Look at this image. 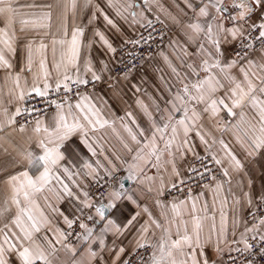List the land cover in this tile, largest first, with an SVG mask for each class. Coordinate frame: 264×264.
Wrapping results in <instances>:
<instances>
[{"label": "snow or ice", "instance_id": "6c2138e0", "mask_svg": "<svg viewBox=\"0 0 264 264\" xmlns=\"http://www.w3.org/2000/svg\"><path fill=\"white\" fill-rule=\"evenodd\" d=\"M85 4L95 7L88 19L89 25L102 16L110 28L119 31L117 23L109 17L105 8L99 4L93 5V0H85ZM184 4L193 13L185 25L186 44L181 45L180 51L176 53V58L185 71L181 72L168 56L161 53L180 87L173 91L172 86H166L169 96L165 99L161 95L163 107L153 100L156 116L149 111L147 105L138 101L147 117V128L141 127L131 112L126 113L130 124H124V128L137 147L133 149L124 143L128 152L133 154L130 162L121 161L122 165H126L127 171V176L121 177L117 175V164L104 152L103 145L93 139L95 133L106 126L111 127L113 122L104 118L92 98L80 90L81 85L90 83L89 74L91 82L102 79L94 70L87 49L97 39L109 52L115 53L116 48L103 31L93 28L92 40L84 46L82 54L80 38L85 31L83 27L74 25L78 13L82 11L79 0H50L42 5H32L41 9L38 19L42 22L21 19L19 31L24 33L22 37L16 35L15 18L18 11L14 7V0H0V23L3 24L0 27V70L4 73L0 80V94H3L10 82L12 87L7 93L9 103L12 98L17 102L11 113L8 108H3V115L7 118V126L21 133L27 130L29 124L33 125L32 130L37 134L35 145L39 150L37 154L23 144H14L10 133L7 138L0 135V154L10 157V162L0 165V185L7 193L3 207H0V219L13 206L16 209L10 223L0 227V264H53L52 258L59 248L73 256L83 248V254L87 255L90 264H109V257L111 264H132V261L121 258L129 247L124 244L123 238L133 229H136V238L129 244L134 246L139 256V264H217L212 256H218L222 249L219 241L215 245L211 243L210 235L202 237L203 221L209 217L206 214L197 215L198 198L189 195L190 210L187 209L188 200L172 202L170 216L161 212L165 217L164 224L155 219L145 206L142 211L148 215L149 220L139 224L137 228L141 212L125 214L124 211L126 201L139 207L134 194L125 190L124 181L139 180L141 177L152 180V177L145 175V169L149 165L159 168L165 155L174 157V145L183 158L186 152L192 151L189 142L191 131L196 130V135L208 146L210 152L211 146L199 131V127H202L199 121L204 114H208L211 119L218 117L223 111L233 120L239 117L235 122L225 121L221 131L235 130L236 141L246 158L264 154V0H184ZM106 6L115 8L116 15L127 20L124 13L133 5L125 7L115 0H107ZM131 15L132 23H139L135 18L136 14ZM141 19L146 20L147 27H152L150 19L143 16ZM70 21L73 22V27L71 39L68 40ZM226 23L230 26H226ZM152 39L149 32L147 37L141 35L137 39L128 38L124 43L135 47L143 42L150 49L149 42ZM46 40L50 43H46ZM172 43L174 42L170 41V45ZM190 46H194L191 52L188 50ZM49 48L55 74L48 67ZM18 50L25 53L23 66H14L12 62V58L17 57ZM257 52L259 62L252 58V54ZM147 56L151 57L150 51ZM101 63V70H107L108 64ZM17 67L19 70L15 71L14 68ZM234 69L238 74L233 72ZM22 79L24 87L21 86ZM52 93L57 96L51 98ZM61 93L63 98H60ZM35 97L41 98L48 107H55L50 123H46L44 119L47 108L37 105L21 106ZM71 97L76 98L75 104L71 102ZM21 116L24 117V122L17 125L16 118ZM4 127V123H0V132L4 131ZM40 133L44 134L42 138ZM73 136H78L80 143L91 154L88 159L72 153L74 162L62 151L65 143ZM178 140L181 141L179 144ZM216 142L214 139L213 144ZM219 144L234 170L242 171L244 164L233 153L229 144L223 139L219 140ZM210 154L212 162L222 164L215 153ZM101 156L106 163L101 161ZM92 157L96 159L92 160ZM116 159L120 160V157L117 156ZM167 163L172 165L174 175L179 177L174 159ZM201 164L205 171L211 172L203 160ZM190 170L194 173L197 171L191 166ZM223 175L229 176L227 169H224ZM215 179L213 176V180ZM228 182L231 183L230 180ZM180 183L183 184V180ZM161 185L163 186L162 178ZM172 187L176 185L172 184ZM222 190L223 185L216 183L213 191L219 195ZM148 191L151 192L152 189L149 188ZM51 195H55L58 201L68 198L73 203L72 218L59 212L51 203ZM41 198L51 211L62 217L66 230H45L51 220L40 206ZM260 200L264 204V195L260 196ZM248 203L252 205L251 198ZM156 204L158 207H166L159 200ZM203 210L207 212V205ZM252 215L254 220L258 219V223L252 227L245 223L244 232L240 234L245 251L253 247L248 243L247 234L264 228V216L257 218L255 213ZM212 220L215 230V217ZM150 225H154L162 233L155 243L148 240ZM173 227L175 233L172 231ZM226 232V217L221 213L220 237L223 238ZM109 235L112 237L110 242L107 240ZM232 235H236L234 230ZM260 239L264 241V235ZM206 248L210 251H206ZM140 250H143L142 254ZM260 251L264 253V245ZM72 264L82 262L73 260Z\"/></svg>", "mask_w": 264, "mask_h": 264}, {"label": "crops", "instance_id": "0c3cea01", "mask_svg": "<svg viewBox=\"0 0 264 264\" xmlns=\"http://www.w3.org/2000/svg\"><path fill=\"white\" fill-rule=\"evenodd\" d=\"M47 2H50V0H14V7L18 11V15L15 18V28L17 30L16 35L18 37H22L24 35V33L19 31L21 19H27L30 21L37 20L38 23L42 22L38 19L41 9L38 7H32V5H42ZM115 2L124 5L125 7H127L128 4L133 5L128 8L127 12L124 13V15L128 17L127 20L117 16L115 8H108L106 6L107 0H93V5L99 4L101 7L105 8L109 17L114 19L117 23L119 31L110 28L103 20L102 16L98 19H94L92 25H89L88 19L95 11V7H89L85 4V0H79V3L82 6V11L78 13L74 21V25L83 27L85 31L84 36L80 38L82 54L84 46L92 40L93 28H98L100 31H103L116 50L124 44V40L128 38L133 39L136 32L146 23V20L141 19L142 16L147 19L155 18L160 20L173 31L169 42L161 49L157 50L151 58L149 65L142 66V68H140L135 75L128 76L126 78L124 76L115 77L113 75V68L117 60L116 52H109L107 47L102 45L98 39L92 44L91 48L87 49V52L93 61L94 70L97 71V74L101 75L102 79L100 81H96L97 85L100 84L99 87L85 94L90 96L92 98V102L96 103V105L101 109L103 117L113 122L111 127L106 126L99 132L95 133L93 139L98 140V142L103 145L104 152L113 160L115 164H117L119 171H122L123 177H126V165H122L121 161L130 162L133 153L128 152V150L124 147V143L129 144V146L133 149L137 147L130 140L129 135L124 128V124H130V121L126 117V113L131 112L136 118L137 123H139L141 127L147 128L148 120L144 115L141 104H138V101L147 105L149 111L156 116L153 100H156V102L160 103L161 107H163V100H161L160 97L163 95L165 99L168 98L169 93L166 91V86H172L173 91H175L177 87H180L161 53L168 56L172 63L180 69L181 72L185 71V69L181 67L180 61L176 58V53L180 51L181 45L186 44V39L184 37V32L186 30L185 25L189 22V17L193 16V13L191 10L186 8L184 0H148L147 4L145 3V0H115ZM132 13L136 14L135 18L139 21V23H132ZM185 13H187V15H185ZM2 26L3 24L0 23V27ZM226 26L230 25L226 23ZM72 27L73 22L70 21L69 35L67 37L68 40L71 39L70 33ZM36 34L42 33H33V35ZM170 41L174 43L170 45ZM45 42L50 43L47 40ZM193 49L194 46H190L188 50L191 52ZM38 58L39 57L37 56V59ZM58 58L59 57L57 56V59ZM252 58L259 62V53L254 54ZM24 59L25 53L22 50H18L17 57L12 58V62L14 66L17 64L23 66ZM185 59L188 60L190 58ZM47 60L49 70L55 74V69L51 66L52 55L50 48L47 53ZM101 62H106L108 64L107 70H101ZM14 70L18 71L19 68H14ZM35 71L36 67L34 66L33 72ZM233 72L237 73V70L234 69ZM3 75V71L0 70V80H2ZM161 77H163V79H161ZM88 79L91 82L90 74ZM28 83L29 85L31 84V75L28 76ZM21 86L24 87L23 79L21 80ZM11 87L12 84L9 82V84L4 88L3 94H0V123H4L5 125L4 131L0 132V135L7 138L10 133L14 144H23L25 147H28L39 154V150L35 145L37 134L32 130L33 125L28 126L27 130L23 133L13 127L7 126V118L3 115V108H8L9 113H11L17 106L15 98H12V102L9 103V96L7 93L8 89ZM137 89H139V91ZM72 103L75 104L76 100ZM55 111L56 110L54 109L44 117L46 123L51 122L50 117L55 114ZM224 116L227 115L223 111L218 117L211 119L208 114H204L202 119L199 121V125H202V127H199V131L205 136V139L208 141V145L211 146L213 153L216 154L217 158L221 159L222 164L219 166L222 171V175L224 169H227L229 176L225 177L223 175V179H215L206 189L191 194V197L198 198L197 215L204 216L206 214L209 217L207 220L203 221L202 237L210 235L211 243L215 245L219 241V246L222 249L218 256H212V259L216 260L217 264H225L223 252L226 250L230 248L237 249L244 247L243 242H241L240 234L244 232L245 218L254 210L260 196L264 195V154H257L255 157L246 158L245 153L236 141L235 130L229 129L228 131H221L225 125V121L235 122V120H238L239 117H236L235 120H233L232 117L227 116L228 119L225 120ZM122 117L124 118L123 121L121 120ZM43 135V133L39 134L41 138ZM29 138H31L30 142ZM214 139L217 141L215 144H213ZM221 139L229 144L233 153L244 164V169L242 171L234 170L233 166L229 163L228 157L219 144V140ZM180 142V140L177 141L178 144ZM189 142L192 151L186 152V155L183 158L181 157V153L175 150L174 145V157H168L165 155L162 157L161 166L159 168L149 165L145 169V175L147 177H152V180L141 177L139 180L132 179L124 181L125 190L134 194V198L139 204V207L128 201L124 204L125 214L141 212V216L138 218V223L136 225L137 228L139 227V224H143L145 221L149 220L148 215L142 211L145 206L152 213L153 217L162 224L165 223V217L161 215V212H165L170 216V204L172 202L188 200L187 209H191V200L188 199L189 196L170 200H165L163 198L165 189L171 187L172 184L176 185L180 183L181 180H184L189 169L190 162L199 157L205 148H208V146L202 143L200 138L196 135V130L189 133ZM62 151L65 152L66 156L72 158L74 162L75 157L72 156V153H77L82 159H88L91 156V154L87 152V149L80 143L78 136H73L71 140L67 141ZM117 156L120 157V160L116 159ZM91 159L95 160L96 158L92 157ZM100 159L102 162H105L103 156H101ZM170 159H174L176 169L180 173L179 177L174 175L172 165L167 163ZM8 162H10V157L0 154V165ZM161 178L163 179V186L161 185ZM229 180L231 183L228 182ZM218 182L223 185V190L219 193V195L213 191L216 187V183ZM149 188L152 189L151 192L148 191ZM246 193L248 194L247 196L245 195ZM6 195V191L3 186L0 185V207H3V201ZM249 198L253 201L252 205H249L248 203ZM157 200H159L161 204L166 207H158L156 204ZM39 203L45 215H47L51 220V224L45 230L56 228L66 230L67 226L65 225L62 217L57 212L51 211V209L47 207L43 198L40 199ZM51 203L59 210V212H62L64 215L72 218L74 206L68 198L58 201L55 195H51ZM205 205H207L206 213L203 210ZM182 211H184V209H182ZM15 212L16 209L15 206H13L12 210L0 219V227H3L5 224H9L15 215ZM221 213H223L226 217L227 224V232L223 238H221L219 234ZM212 217H215V230H213L212 227ZM185 219H187L186 213ZM165 226H167V224H165ZM233 230L236 233L235 236L232 235ZM43 231L44 230H42L41 234H43ZM172 231L175 233V227H173ZM153 232L155 233L154 236L152 235ZM259 233L264 235V228H261ZM161 234L160 229L155 228L154 225H150L148 240L151 243H155ZM135 238L136 229H133L132 232L128 233L123 238L124 244L129 247L126 248V253L121 259H127V257L135 251L134 246L129 244V242L133 241ZM173 238H175V236H173ZM111 239L112 237L109 235L107 240L110 242ZM83 251V248H81L77 254L73 256L72 253L63 248H59L55 257L52 258L53 264H72L73 260L81 261L82 264H90L89 258L86 254H83ZM206 251H210V249L206 248ZM91 264H94V262H91ZM109 264H111L110 257Z\"/></svg>", "mask_w": 264, "mask_h": 264}, {"label": "built area", "instance_id": "2783aa9c", "mask_svg": "<svg viewBox=\"0 0 264 264\" xmlns=\"http://www.w3.org/2000/svg\"><path fill=\"white\" fill-rule=\"evenodd\" d=\"M151 21L152 27H147L145 23V26L141 29L140 34L135 37V39L139 38L141 35L147 37L149 32H151L153 39L149 42L151 45L150 49L148 45L143 44V42H141L140 45H137L135 47L131 44H128L124 49H119L117 51V63L113 68V72L115 75L124 76L126 73L127 75H129L133 70L138 69L140 66H142L143 63L149 58L147 56V53L149 51L152 55L156 50H158L156 48L160 47L165 43L168 38L167 30L159 21ZM161 36H163V39H161ZM130 69L131 71H129ZM96 86V82H90L86 86L81 85L80 90L82 93L85 94L91 92ZM59 95L60 98H63V93ZM56 96V93H52L51 98H55ZM75 100V97H71V102ZM32 105L47 108V114L55 109L54 106L48 107L42 102L41 98L39 97L29 99L22 106L31 107ZM16 120L17 125H19L20 123L24 122V117H17ZM30 125L31 124H29V126ZM201 160H203L204 163L207 164L208 168L211 169V172L205 171L204 167L201 164ZM192 167L195 168L197 171L194 173L189 168V172L187 173L185 180H183V184L179 183L178 185H176V187H172L171 189L167 190L164 193L165 199L169 200L179 197H187L196 190H201L204 187L210 186L214 181L213 176H215L216 179L218 178L212 161L207 157L197 159ZM189 189H191L190 193ZM253 213L256 214L257 218L264 216V204L261 203L260 199L257 201L254 210L247 217L250 222L258 223V219H253ZM70 241H73V238H70ZM248 243L253 245L252 249L245 251L244 247H240L237 249H233L226 255H224L225 264H233V261H235V264H249V262L250 264H264V253L260 251L261 246L264 245V241L260 239V236H255V239L251 237ZM140 252L142 254L143 250H140ZM128 260L132 261V264L139 263V256L136 254V250L132 253V258Z\"/></svg>", "mask_w": 264, "mask_h": 264}, {"label": "rangeland", "instance_id": "374dc122", "mask_svg": "<svg viewBox=\"0 0 264 264\" xmlns=\"http://www.w3.org/2000/svg\"><path fill=\"white\" fill-rule=\"evenodd\" d=\"M150 20H156V21H159V22L164 26V28L167 30V32H168V38H167V40L165 41V43H164L163 45H161L160 47L156 48V49H161L163 46H165V45L169 42V40H170V38H171V36H172V34H173V31H172V30H171L166 24L162 23L160 20H157V19H155V18H151ZM143 27H144V26H141V28L136 32V34L133 36V39H135V37H137V36L140 34L141 29H142ZM127 45H128V44H125V43H124V44H122V45L116 50V57H117V51H118L119 49H121V48L124 49ZM156 52H157V50L151 55L150 58H148V59L143 63L142 66H144V65H149V63L151 62V58L153 57V55H154ZM257 53H258V52H257ZM255 54H256V53H255ZM253 55H254V54H252V56H253ZM116 63H117V60H116ZM115 65H116V64H115ZM142 66H140L138 69L133 70L129 75H127V77H128V76H133V75H135V73H136L140 68H142ZM113 75H114L115 77L123 76V75H115L114 72H113ZM124 77H125V75H124ZM99 86H100V84L97 85L95 88H97V87H99ZM95 88H94V89H95ZM224 118H225V120L228 119L227 116H224ZM210 152L213 153L212 148L210 149ZM210 152L208 151V148H205V150L202 152L201 155H199V157L193 159V160L190 162V166L192 167L193 164H194V162H195L197 159L202 158V157H207L208 159L211 160V154H210ZM212 164L214 165V168H215L216 173H217V175H218V178H217V179H223V175H222V171H221V169H220V166L217 165V164H215L214 162H212ZM190 166H189V168H190ZM188 172H189V169H188L187 173H188ZM187 173H186V175H187ZM117 175L123 177V175H122V171H119V172L117 173ZM184 180H185V178H184ZM208 187H209V186H208ZM171 188H172V186L166 188L165 191H164V193H165L167 190L171 189ZM206 188H207V187H204L203 189H206ZM203 189H201V190H203ZM201 190H196V191H194V192L201 191ZM194 192H193V193H194ZM164 193H163V198H164ZM179 198H180V197H179ZM164 199H165V198H164ZM165 200H167V199H165ZM249 214H250V213H249ZM247 217H248V215H247ZM247 217L245 218V223H247V226H248V227H252L253 224H256V223H252V222H250V221L248 220ZM253 236H261V234L259 233V231L256 232V233H248V234H247V240L249 241L250 238L253 237ZM243 245H244V244H243ZM231 250H233V248H230V249L226 250L225 252H223V258H224V255H226V254H227L228 252H230ZM133 252H134V251H133ZM133 252H132V253H133ZM132 253L127 257V260L132 258ZM133 259H134V258H133ZM224 263H225V261H224ZM137 264H139V263H137Z\"/></svg>", "mask_w": 264, "mask_h": 264}, {"label": "bare ground", "instance_id": "6f19581e", "mask_svg": "<svg viewBox=\"0 0 264 264\" xmlns=\"http://www.w3.org/2000/svg\"><path fill=\"white\" fill-rule=\"evenodd\" d=\"M179 184V183H178ZM178 184H176V185H178ZM170 200V199H169Z\"/></svg>", "mask_w": 264, "mask_h": 264}]
</instances>
